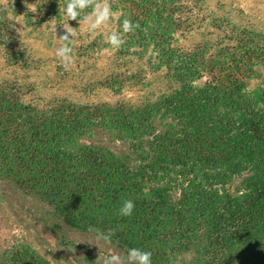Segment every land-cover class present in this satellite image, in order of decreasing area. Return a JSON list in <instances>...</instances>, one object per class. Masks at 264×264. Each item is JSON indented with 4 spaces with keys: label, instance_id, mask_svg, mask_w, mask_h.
Segmentation results:
<instances>
[{
    "label": "trees",
    "instance_id": "1",
    "mask_svg": "<svg viewBox=\"0 0 264 264\" xmlns=\"http://www.w3.org/2000/svg\"><path fill=\"white\" fill-rule=\"evenodd\" d=\"M65 3L50 0L35 17L25 10L23 32L8 16L17 7H0V71L37 63L25 39L52 19L62 25ZM110 3L126 41L114 48L116 63L126 71L101 85L114 95L149 89L154 73L163 89L139 103L87 104L0 73V180L36 195L71 228L113 230L112 243L151 251L152 264H264V85H250L264 67V34L233 28L234 44L181 49L174 35L192 25L181 2ZM125 17L140 27L124 34ZM109 48L98 35L74 56ZM134 61L143 62L131 71ZM98 134L126 148L95 143ZM124 199L135 204L128 217L116 215ZM0 264L49 263L22 243L0 252Z\"/></svg>",
    "mask_w": 264,
    "mask_h": 264
},
{
    "label": "rangeland",
    "instance_id": "2",
    "mask_svg": "<svg viewBox=\"0 0 264 264\" xmlns=\"http://www.w3.org/2000/svg\"><path fill=\"white\" fill-rule=\"evenodd\" d=\"M49 1L0 0V7L4 11L10 7H17L16 15L8 13V16L14 19L17 30L23 32V29L27 30L21 21L25 10L31 11L35 17L43 11L41 10L43 4ZM177 2L187 7L188 10L185 9L184 14L188 22L192 23L190 30L183 36L179 32L174 35L178 37L174 45L181 49H193L203 42L212 45L219 42L234 44L237 40L234 29L242 30L243 27L264 34V0H177ZM33 9L36 11L33 12ZM60 14L61 19L66 18L64 13ZM195 14H198V17ZM116 16L117 13L112 11L111 19L94 32H88L84 24L78 26L76 21H70L77 32L71 44L74 64L70 70H65L55 55L56 49L60 46L59 34L63 32L62 26L68 23L67 18L60 26L55 25L58 20L52 19L49 28L25 39V44L30 47L31 55L37 63L24 69L4 67L0 71L1 76H18L23 84L35 83L43 96H67L80 103L141 102L147 91L155 93L163 89V84L157 80L158 74L149 75L153 83L149 89L140 85H128L121 94L114 95L100 83L111 73L126 71L124 67L117 65L114 48L95 51L86 61L82 60L83 58L78 61L74 56L75 48L86 44L88 40L98 35L106 40L107 36L115 31ZM142 62H132L129 70H134ZM259 69L260 75L255 81L250 82V85L258 83L264 85V67ZM93 138L95 143H105L116 152L126 148L122 142L114 141L107 135L98 134ZM97 234L96 231H80L69 227L57 217L50 205L36 195L25 192L13 182L0 180V252L23 243L34 249L49 264H101L99 257L110 252L126 254V250L112 242L103 243Z\"/></svg>",
    "mask_w": 264,
    "mask_h": 264
},
{
    "label": "clouds",
    "instance_id": "3",
    "mask_svg": "<svg viewBox=\"0 0 264 264\" xmlns=\"http://www.w3.org/2000/svg\"><path fill=\"white\" fill-rule=\"evenodd\" d=\"M86 9H91V11L85 13ZM35 11L36 9H33V12ZM82 13L85 14L82 15ZM64 15L68 23L62 26L63 32L59 34L60 46L56 49L55 55L65 70H70L74 64L71 44L73 38L77 36L76 27H73L70 21H76L78 26L84 24L87 26L88 32H94L111 19L112 7L110 0H66ZM121 27L122 32L127 34L139 28L140 25L125 17ZM106 43L115 49H120L126 41L120 32H112L107 36ZM134 208L133 200L124 199L117 209L116 215L131 216ZM114 234V231L109 229L107 232H99L97 235L103 243L111 244ZM99 259L101 264H152V252L139 247H131L126 250V254L113 251Z\"/></svg>",
    "mask_w": 264,
    "mask_h": 264
}]
</instances>
